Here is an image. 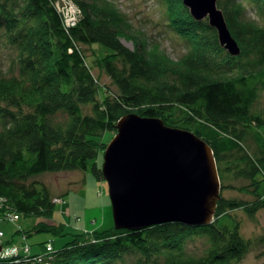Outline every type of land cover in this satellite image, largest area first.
Segmentation results:
<instances>
[{"label": "trees", "instance_id": "16d2710c", "mask_svg": "<svg viewBox=\"0 0 264 264\" xmlns=\"http://www.w3.org/2000/svg\"><path fill=\"white\" fill-rule=\"evenodd\" d=\"M72 1L79 18L66 26L56 0H0V44L11 54L10 72L0 73L3 208L37 217L38 230L66 235L65 224L48 220L54 196L31 178L90 168L103 180L99 158L108 144L103 136L115 134L118 120L133 112L159 117L204 139L216 160L220 197L206 225L166 222L82 231L52 251L46 249L51 242L42 243L40 259L18 253L0 256V264L238 263L251 243L231 211L242 209L254 218L264 209L259 193L264 113L253 108L264 88V0H217L240 47L237 56L221 46L208 18L194 19L183 0H163L167 25L186 44L176 59L156 40L148 42L135 32L112 0ZM248 6L258 20L248 15ZM122 37L132 40L134 48L124 45ZM92 44L111 52L96 56L91 65L83 48ZM102 74L113 90L102 83ZM238 178L248 183L231 184ZM230 188L253 198L227 197L222 191Z\"/></svg>", "mask_w": 264, "mask_h": 264}, {"label": "water", "instance_id": "95a60500", "mask_svg": "<svg viewBox=\"0 0 264 264\" xmlns=\"http://www.w3.org/2000/svg\"><path fill=\"white\" fill-rule=\"evenodd\" d=\"M183 3L194 19L208 18L231 55L240 54L217 0ZM116 128L101 166L115 228L166 222L201 226L213 220L221 183L213 150L204 139L159 117L134 112L122 116Z\"/></svg>", "mask_w": 264, "mask_h": 264}, {"label": "rangeland", "instance_id": "374dc122", "mask_svg": "<svg viewBox=\"0 0 264 264\" xmlns=\"http://www.w3.org/2000/svg\"><path fill=\"white\" fill-rule=\"evenodd\" d=\"M112 1L126 15L135 32L145 37L148 42L153 40L159 42L160 47L170 57L176 59L186 51L184 41L167 25L166 5L163 0ZM248 15L258 20L257 12L249 6ZM121 40L124 45L134 48L132 40L126 37H122ZM83 49L91 65L96 56H103L105 51L111 52L110 49L101 44L100 46L98 44L84 46ZM10 62V52L6 48H2L0 44V73L8 74L10 72ZM93 71L98 73L96 67ZM101 81L106 85H110L112 90L114 89L109 84L110 80L105 74H102ZM253 108L264 113V88L260 90ZM87 110L89 111L88 106H86L85 111ZM260 131L264 135V125L261 126ZM113 136L114 134L106 132L103 140L109 143ZM103 156L104 151L99 158L100 166L103 164ZM31 180L45 184L54 198L58 199L52 217L48 220L65 224V233L67 234H60L52 230H38L39 226L37 224L40 219L15 214L8 209H4L2 199H0V230L2 231L0 243H3L2 251L16 249L18 250L17 254H23L22 257L28 260V258L39 255V253H33L32 248L35 249V247H39L46 241L51 242L53 247L57 249L71 240L73 234L79 231L82 232L83 229L103 230L114 226L107 181L97 179L90 168L86 170L43 172L32 177ZM230 182L235 186H239L248 183V180L238 178L231 179ZM222 193L227 197L253 198L250 193L240 192L232 188L224 189ZM259 193L264 195V185ZM231 213L239 222L241 233L251 243L248 252L236 264H264V209L257 211L254 218H250L242 209H235ZM46 223L43 224L47 225ZM25 248H28L27 252H24Z\"/></svg>", "mask_w": 264, "mask_h": 264}, {"label": "built area", "instance_id": "2783aa9c", "mask_svg": "<svg viewBox=\"0 0 264 264\" xmlns=\"http://www.w3.org/2000/svg\"><path fill=\"white\" fill-rule=\"evenodd\" d=\"M55 5L57 9L61 12L64 24L66 26H73L76 24L80 10L78 6L72 0H56ZM58 199H55V201ZM0 235H2V231L0 230ZM47 251H52L51 244L48 243L46 246ZM28 248H25L24 252H27ZM18 250L11 249L10 251L6 250L2 251L1 256H9L12 254H17ZM41 258V255L38 256V259ZM29 259V258H28ZM35 259V257H34Z\"/></svg>", "mask_w": 264, "mask_h": 264}, {"label": "crops", "instance_id": "0c3cea01", "mask_svg": "<svg viewBox=\"0 0 264 264\" xmlns=\"http://www.w3.org/2000/svg\"><path fill=\"white\" fill-rule=\"evenodd\" d=\"M94 231V230H96V229H92V230H88V229H83L82 231ZM80 232V231H79ZM79 232H77V233H79ZM43 249H44V245H40L39 247H35V249H33L32 248V252L33 253H41V251H43Z\"/></svg>", "mask_w": 264, "mask_h": 264}, {"label": "bare ground", "instance_id": "6f19581e", "mask_svg": "<svg viewBox=\"0 0 264 264\" xmlns=\"http://www.w3.org/2000/svg\"><path fill=\"white\" fill-rule=\"evenodd\" d=\"M51 248H52L53 250H55V248L53 247V245L51 246Z\"/></svg>", "mask_w": 264, "mask_h": 264}]
</instances>
